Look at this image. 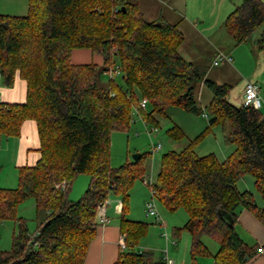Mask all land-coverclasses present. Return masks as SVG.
<instances>
[{
  "label": "trees",
  "instance_id": "1",
  "mask_svg": "<svg viewBox=\"0 0 264 264\" xmlns=\"http://www.w3.org/2000/svg\"><path fill=\"white\" fill-rule=\"evenodd\" d=\"M222 25L237 44L261 27L257 42L264 52L262 0H239ZM183 40L175 24L163 17L145 20L130 0H28L25 15L0 14L3 83L10 86L16 72L26 81L23 103L0 102V136H18L22 122L32 119L40 144L39 159L19 169L17 185L0 188V222L16 224L11 249L0 250V264H83L99 225L97 211L111 193L122 197L119 228L126 243L113 264H167L162 256L135 249L149 223L127 219V191L145 174L144 155L112 168L110 133L128 128L133 107L154 126L156 115L170 106L202 114L201 84L213 94L208 125L181 151L161 156L154 195L168 211H186L192 257L207 252L202 236L219 243L214 264H244L256 256L258 247L243 242L235 227L239 207L264 226V112L243 100L231 103L230 84L205 78L200 66L180 55ZM77 48L100 54L102 64L72 63L70 53ZM116 64L123 87L114 78L101 80ZM141 99L147 100V113ZM226 124L225 140L234 150L222 161L214 153L197 155L198 140ZM167 134L176 141L184 136L177 126ZM79 174H87L89 183L70 201L67 194ZM245 175L253 177L261 206L253 192L238 190ZM30 198L41 214L34 232L16 217L18 204Z\"/></svg>",
  "mask_w": 264,
  "mask_h": 264
},
{
  "label": "rangeland",
  "instance_id": "2",
  "mask_svg": "<svg viewBox=\"0 0 264 264\" xmlns=\"http://www.w3.org/2000/svg\"><path fill=\"white\" fill-rule=\"evenodd\" d=\"M137 2L139 9L147 21L156 20L159 17H164L171 24H176L180 15L173 12L174 6L171 1L167 0H130ZM192 7L202 12L201 18H189L185 12L181 13V17L186 18L181 24V30L184 35V41L180 46L181 53L194 64L200 66L204 71V76L207 79L216 81L217 83H227L232 86L228 100L238 105L242 100V90L247 81H253L260 85L259 94H264V52L259 48L258 38L261 27L255 30L246 41L237 44L225 32L221 25L223 18L233 9V5L239 0H188ZM234 1V2H233ZM210 3V4H209ZM178 10V9H177ZM215 11V27L212 28L210 35L203 34L200 27L205 22L202 19L206 16H211V12ZM204 14V18L203 17ZM191 23V27L186 24ZM206 23V22H205ZM196 30H194L192 27ZM207 32V31H206ZM214 35V36H212ZM216 49L228 52L232 58L231 62L224 60L220 61L218 65H213L212 60L215 56ZM108 75H102L103 82L108 80ZM117 84L123 87V81L119 74L114 76ZM201 90V93L198 91ZM197 100L202 112L206 113L207 106L210 103L213 94L212 91L205 85L201 84L198 88ZM149 108L145 109L147 113ZM263 111V109H261ZM202 113V114H203ZM202 114L196 115L188 112L181 107L170 106L165 110V115H156L157 131L147 134L146 129L150 128L152 123L145 125L142 114L137 107L131 108V118L126 130H114L110 133L109 141V164L112 168L118 167L126 162L133 161L132 155L135 153L143 154V163L145 174L143 178L137 179L133 182L132 186L128 189V202L127 211L125 216L132 217L143 222L151 223L152 219L146 218L145 206L151 198L148 180L155 182L160 168L161 156L167 151H181L190 141H193L199 136L208 125V119ZM172 126H177L183 132V138L180 140H173L167 134V130ZM226 127H215L214 134L208 137H203L198 140L195 145L194 151L197 155H204L207 153H214L220 160L222 156L218 153L216 143L218 142L224 148L233 145L226 143L224 137L226 135L228 125ZM224 131V134L220 131ZM222 134V137H220ZM152 143L161 144V148L153 152ZM152 154V155H151ZM245 178V179H244ZM244 180H252L253 177L245 175L237 183V188L245 190ZM89 183V176L87 174H79L72 182L71 188L67 194L68 200H78ZM250 185V184H249ZM251 192L256 194L260 199L259 194L255 191L254 185L251 184ZM247 189V188H246ZM248 190V189H247ZM261 200V199H260ZM156 208L158 209L161 217L167 226V235L169 237L168 245L163 235V230L157 228L156 224L152 222L149 226L146 235L140 238L136 247L143 250L144 245H148L156 257H159L157 252L159 249L169 248V257L175 264H214V256L219 250V243L207 236H202L201 242L205 246L207 252L204 254H197L195 257L191 255V241L192 237L190 232L184 228L188 221V215L184 209H177L173 212L165 209L156 198H154ZM108 214L112 215L114 212H119L121 215L122 197L119 194L111 193L106 200ZM251 214V213H250ZM16 217L23 218L26 221L27 228L30 232H34L41 220V214L37 212L34 199H26L19 203L16 209ZM15 222L13 219H6L0 222V250L9 251L12 247V236L15 231ZM180 228L179 234L175 233V229ZM236 228V227H235ZM239 228V227H238ZM236 228V230L238 229ZM264 230V229H263ZM238 232V231H237ZM240 238L249 247H257L261 245L264 247V233L259 234L255 230H248L247 227L241 228L238 232ZM145 240V241H144ZM176 241L174 244L173 241ZM148 242V243H147ZM147 243V244H146ZM169 246V247H168ZM135 247V248H136ZM253 259L247 260L246 264H264L257 262V259L264 260V255L259 256L256 254ZM259 256V257H258ZM170 259V258H169ZM170 259V260H171ZM171 260V261H172ZM172 261V262H173Z\"/></svg>",
  "mask_w": 264,
  "mask_h": 264
},
{
  "label": "crops",
  "instance_id": "3",
  "mask_svg": "<svg viewBox=\"0 0 264 264\" xmlns=\"http://www.w3.org/2000/svg\"><path fill=\"white\" fill-rule=\"evenodd\" d=\"M167 1H171V5L174 6V9L172 11L175 13H177V11H178V13L180 14V15H178L179 18H178V21L175 25L181 31L182 34H183V32L181 30V24L184 21H186V19H184V18H186L185 16H184V18L181 17L182 12H185V15L188 17V21H190L191 18H201L200 15L202 14V12L195 10L193 7L191 9H189L191 4L189 3L188 0H167ZM228 1H231V0H228ZM262 1L264 2V0H262ZM134 3L139 8V4L137 2H134ZM238 4L236 2L232 8L234 9L235 6ZM27 11H28V0H0V14L25 15L27 13ZM142 15H143V13H142ZM226 16L221 21V25H219L221 28H223L222 24H223ZM143 17H144V15H143ZM202 18H204V14H203ZM215 18H216L215 17V11H212L211 16H206L204 18V20L202 19V22H204V21L206 22V23L204 22L202 24V26L200 27V30H202L203 34H207V35L209 34L210 35L212 28L216 26L215 23L213 22L215 20ZM186 25H187V27H191L190 26L191 23H190V25L188 23ZM192 28L194 30H196L194 28V26ZM212 36H214V35H212ZM181 44H180V46H181ZM180 46L178 48V52L180 53V55L185 60L189 61L187 59V57L181 53ZM214 51H215V55H216V53L218 51H222V50L216 49ZM222 52L225 53L226 55L230 56V54L228 52H224V51H222ZM70 61L74 64L95 63V64L100 65V64H102L103 59H102V56L100 54L93 53L90 49L77 48V49H73L71 51ZM231 61H232V59H231ZM259 87H260V85H259ZM199 93H201V90L199 91ZM260 98L262 101V108L261 109H263V112H264V94L262 95V97L260 95ZM25 100H26V81L19 76L18 72H16L15 77H14V81L10 86L5 85L3 83L2 77L0 78V102L23 103ZM215 129L216 128L214 127L211 130V132L208 135H206V137H208L212 133L214 134ZM220 132H222V134H224V131L221 130ZM222 134H220V137H222ZM224 140H225V137H224ZM215 143L217 144L215 148H217L218 153L224 159L234 150V148L231 146L224 148L218 142H215ZM39 145L40 144H39V137H38L36 122L32 119H26L22 122L18 136H13V137H6L3 135L0 136V188H14L17 185L19 169L23 166H33L37 162V160L39 159V156H40ZM230 145H232V144H230ZM207 154H209V153H207ZM244 184L245 185H243V186H244L245 190H247V189L251 190L250 186H251V184L253 185L252 180H244ZM238 190L243 191L242 187H241V189H238ZM254 196H255L256 203L259 206H261L262 200H260L258 198V196H256V194H254ZM107 205L108 204L106 202L104 205L103 211H101V210L97 211L96 218L101 216V214L103 213L107 217L108 221L102 225L97 226L96 234L88 245V249H87L83 264H113L114 261L117 259L119 253H120V248L118 246V238L120 235V228H119V217H120V215H119V212H116V213L114 212L112 215H109ZM237 211H238V219H237V223H236V228L239 227L237 229L238 232L241 231V228L247 227L248 230H250V229L255 230V231L259 232V234H260V232L264 233V230H263L264 226L252 214H250L249 211H247L243 207H239ZM145 216H146V218L150 217L152 219V222H154V224H156L157 228H159L160 230H163V232L167 234V230H166L167 226H166L165 221L163 220V217H161L162 222H158L153 217L147 216L146 211H145ZM127 219L133 220V221H140V220L134 219L132 217H129ZM152 222L149 223V226H151ZM165 240L167 241L166 244L168 245L169 244L168 243V241H169L168 235H167V237H165ZM173 242H174V244H176L175 240ZM144 246L145 247L143 248V250L142 249L139 250L137 247L135 249L137 251H140V252L151 253V255L154 259L158 258L154 255L153 251H151V249H150V247H148V245H144ZM257 247L263 248L262 252L257 253L259 256H263L264 255V247L261 245H258ZM165 249H166L167 258L171 259V257H169V255H168V253L170 252L169 248L166 247ZM163 251H164V249H159L157 252L159 253L160 256H162ZM256 261L264 263V260H262V259H257ZM246 263H244V264H246ZM172 264H175L174 261L172 262Z\"/></svg>",
  "mask_w": 264,
  "mask_h": 264
},
{
  "label": "built area",
  "instance_id": "4",
  "mask_svg": "<svg viewBox=\"0 0 264 264\" xmlns=\"http://www.w3.org/2000/svg\"><path fill=\"white\" fill-rule=\"evenodd\" d=\"M231 57L229 55H226L225 53H223L222 51H218L212 61L213 65H218L220 61L224 60L227 62L231 61ZM119 73V66L116 64L114 65V67H111L107 72L106 75H108L110 79H113L114 76L116 74ZM1 78V75H0ZM259 91H260V87L259 84L253 81H247L244 85L243 88V93H242V100H243V104L244 105H253L255 108H262V101L259 95ZM147 105V100L146 99H141L139 102V106L141 109H145ZM205 118H207V114L203 113L202 114ZM145 125H147L148 123L144 120ZM157 131V127L156 126H151L149 129H146V132L148 135H150L153 132ZM161 148V144L157 143L154 144L152 143V149L153 152L158 151ZM65 182L62 183V188L64 187ZM148 186L150 188V193H151V199L146 202V206H145V211H146V215L147 216H151L153 217L155 220H157L158 222H162V218L160 216V213L158 212V209L156 208V204L154 201L155 198V191H154V187H153V182H150V180H148ZM105 205V204H104ZM104 205H102L99 210L103 211ZM98 224L102 225L104 223H106L108 221L107 217L102 213L101 216H99L97 218ZM165 237H167V234L164 233L163 234ZM118 246L120 248V250H123L126 248V243H125V234L120 233L119 238H118ZM263 248L262 247H258L257 248V252H262ZM162 257L166 260L167 264H172V261L169 260L167 258L166 255V250L163 251Z\"/></svg>",
  "mask_w": 264,
  "mask_h": 264
},
{
  "label": "water",
  "instance_id": "5",
  "mask_svg": "<svg viewBox=\"0 0 264 264\" xmlns=\"http://www.w3.org/2000/svg\"><path fill=\"white\" fill-rule=\"evenodd\" d=\"M140 155H141L140 153H135V154H133V155H132V160H133V161H137V160L139 159ZM245 259H247V258H245Z\"/></svg>",
  "mask_w": 264,
  "mask_h": 264
}]
</instances>
